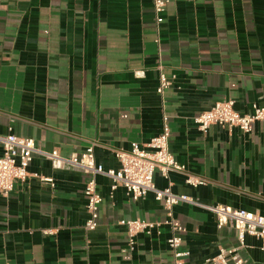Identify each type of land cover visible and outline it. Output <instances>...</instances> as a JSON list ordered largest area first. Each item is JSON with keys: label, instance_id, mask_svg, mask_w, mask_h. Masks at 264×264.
<instances>
[{"label": "crops", "instance_id": "obj_1", "mask_svg": "<svg viewBox=\"0 0 264 264\" xmlns=\"http://www.w3.org/2000/svg\"><path fill=\"white\" fill-rule=\"evenodd\" d=\"M167 1L158 14L155 0H0V138L33 139L38 150L27 181L0 194V264H175L167 213L152 193L132 201L99 175V226L88 232V176L55 170L45 156L93 147L98 164L118 170L117 152L149 143L164 116L175 160L207 185L171 172L155 175L156 188L264 216V122L251 133L195 124L221 102L241 114L264 108V0ZM161 73L173 82L164 95ZM136 219L160 226L132 250L120 222ZM173 219L186 229L189 264L220 249L264 264L260 241L247 236L241 246L200 206L175 207Z\"/></svg>", "mask_w": 264, "mask_h": 264}, {"label": "built area", "instance_id": "obj_2", "mask_svg": "<svg viewBox=\"0 0 264 264\" xmlns=\"http://www.w3.org/2000/svg\"><path fill=\"white\" fill-rule=\"evenodd\" d=\"M167 4V0H155V11L158 14L164 12ZM137 75L143 77L144 73L140 72ZM172 86V80L161 73L157 93L164 95L165 91ZM257 122H264V108L254 105L252 113L241 114L235 109L233 101L217 103L209 111L195 118L199 131L204 133L214 125L228 130L239 129L243 133H251ZM170 139L168 118L164 116L162 132L149 143L143 147L134 146L130 152H117L116 158L120 164L118 170H106L98 164L93 147H89L81 154H73L70 158L63 157L57 150L45 156L51 161L55 170H63L69 166L80 169L88 176L84 189L89 216L85 229L88 232L96 231L99 226V211L103 199L99 193L96 178L101 175L113 181L112 190L119 186L124 188L132 201L143 200L152 193L155 200L163 205L169 220L167 224L172 230L168 247L173 252L175 264H189L190 257V252L183 247L186 229L173 219V210L181 205H194L206 209L215 216L218 229L230 226L236 230L241 246H244L246 237L251 236L261 242V250L264 251V216L222 204L203 206L190 196L174 194L171 187L156 188L155 175L159 173L163 178L169 179L171 172L184 174L185 183L190 187L199 188L207 185L206 180L187 173L186 168L175 160L170 151ZM0 143L3 148V155L0 157V194L8 196L16 182H26L31 176L28 168L38 150L33 139L23 138L13 133L0 138ZM42 180L47 183L53 181L52 179ZM120 223L127 230L128 242L132 250L135 249L136 238L139 235H151L154 230L158 231L160 226L141 219ZM236 253V249H220L216 257L206 260V264H245Z\"/></svg>", "mask_w": 264, "mask_h": 264}]
</instances>
